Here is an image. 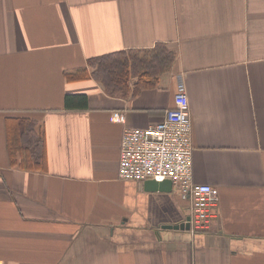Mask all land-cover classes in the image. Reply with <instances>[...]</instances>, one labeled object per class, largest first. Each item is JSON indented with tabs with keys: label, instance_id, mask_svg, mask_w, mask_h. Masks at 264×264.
<instances>
[{
	"label": "crops",
	"instance_id": "crops-1",
	"mask_svg": "<svg viewBox=\"0 0 264 264\" xmlns=\"http://www.w3.org/2000/svg\"><path fill=\"white\" fill-rule=\"evenodd\" d=\"M157 43L174 60L154 86L115 97L91 76ZM178 84L193 182L217 197L194 234L167 228L188 219L174 188L117 176L123 130L159 122ZM22 118L41 166L9 153ZM0 264H264V0H0Z\"/></svg>",
	"mask_w": 264,
	"mask_h": 264
},
{
	"label": "built area",
	"instance_id": "built-area-1",
	"mask_svg": "<svg viewBox=\"0 0 264 264\" xmlns=\"http://www.w3.org/2000/svg\"><path fill=\"white\" fill-rule=\"evenodd\" d=\"M191 136L188 98L178 84L172 106L159 122L123 130L117 176L138 183L170 181L187 202L190 232L194 234L207 230L216 217L217 197L209 185L193 182Z\"/></svg>",
	"mask_w": 264,
	"mask_h": 264
},
{
	"label": "trees",
	"instance_id": "trees-1",
	"mask_svg": "<svg viewBox=\"0 0 264 264\" xmlns=\"http://www.w3.org/2000/svg\"><path fill=\"white\" fill-rule=\"evenodd\" d=\"M174 60V53L169 51L162 43H157L152 49L119 51L93 58L88 63L93 67L91 76L104 86L105 92L109 96L124 97L131 91L138 92L141 89L155 85L158 75L167 70ZM130 76L136 77V81L130 87ZM68 103V98L65 99ZM79 105H84V100H79ZM18 141L16 144L15 133L13 139L7 138V147L15 150L20 156H36L34 164H43L44 159V139L35 133L36 124L28 118L17 120ZM30 160V158H29ZM26 160L24 161V163ZM20 167H28L19 164Z\"/></svg>",
	"mask_w": 264,
	"mask_h": 264
},
{
	"label": "water",
	"instance_id": "water-1",
	"mask_svg": "<svg viewBox=\"0 0 264 264\" xmlns=\"http://www.w3.org/2000/svg\"><path fill=\"white\" fill-rule=\"evenodd\" d=\"M144 187L145 189H147L148 191H164V192H170V190L172 189V184L170 181L165 180L163 182L157 183L155 181H146L144 183ZM168 229H189V223H188V219H187V223L186 224H181V225H176L173 227H167Z\"/></svg>",
	"mask_w": 264,
	"mask_h": 264
}]
</instances>
